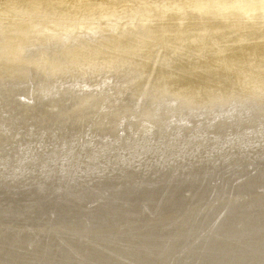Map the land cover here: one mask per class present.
I'll return each mask as SVG.
<instances>
[{
	"label": "bare ground",
	"instance_id": "obj_1",
	"mask_svg": "<svg viewBox=\"0 0 264 264\" xmlns=\"http://www.w3.org/2000/svg\"><path fill=\"white\" fill-rule=\"evenodd\" d=\"M261 126L264 0H0V264H264V160L186 149Z\"/></svg>",
	"mask_w": 264,
	"mask_h": 264
},
{
	"label": "water",
	"instance_id": "obj_2",
	"mask_svg": "<svg viewBox=\"0 0 264 264\" xmlns=\"http://www.w3.org/2000/svg\"><path fill=\"white\" fill-rule=\"evenodd\" d=\"M261 129H264V126H261L259 128V130H261ZM240 134L241 135L238 137L223 139L220 142H218L215 139V142H213V144H211V145L216 146V147H210V148H206L204 150H203V145H200L198 143L197 144L193 143L189 147H188V145H186L185 148L188 147L186 149H189L188 150L189 154L191 152H201V151H203V153H204V156L201 158L188 157V159L190 161L189 164L199 163L200 161H202L203 158H205V157L207 158L210 156V162L212 165H225L226 167H229L231 165H236V164H234L233 160L228 156H225V157L224 156H217L220 154V151H223L225 149L226 144L229 143L231 141V139H234L236 141L232 147L234 148V150L239 149V150H236V151H238L237 155L240 156L241 161H244V163L249 162V160H252V161H255V160L258 161V159L264 160V131H262V130L258 131V135H257L258 142H252V139L255 137V132H247L246 133V131H244V132H240ZM244 135L249 136V142L244 143V144L240 145L239 147H237V145L240 144V140L243 138L242 136H244ZM191 148H193V151L190 150ZM230 151H232V150H230ZM177 152H178L177 156L182 155L180 149H178ZM221 153H223V152H221ZM212 156H214V157H212ZM261 163L264 165V162H261ZM259 167H261V166L258 164V165H255L254 168L260 169ZM240 168H241V166L236 167V169H240ZM244 219H246V218L240 217L237 224L241 226V224H243L242 221ZM230 224L231 223H229L225 220L220 225V227H217L215 232L219 233L221 228H222V230H226Z\"/></svg>",
	"mask_w": 264,
	"mask_h": 264
}]
</instances>
